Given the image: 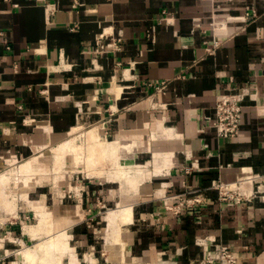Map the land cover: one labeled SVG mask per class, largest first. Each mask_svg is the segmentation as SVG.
<instances>
[{
	"label": "crops",
	"instance_id": "0c3cea01",
	"mask_svg": "<svg viewBox=\"0 0 264 264\" xmlns=\"http://www.w3.org/2000/svg\"><path fill=\"white\" fill-rule=\"evenodd\" d=\"M102 34L106 43L122 35V48L97 53ZM215 36L222 44L210 51ZM157 80H167L163 91ZM247 86L241 135L222 139L208 119L217 94ZM85 121L101 128L119 161L151 166L130 193L106 178L116 167L106 161L98 176L104 188L90 187L111 204L119 183V201L104 215L103 243L89 223L74 226L76 250L88 249L94 263L123 264L110 256L106 232L111 209L131 204L119 237L128 264H194L216 242L229 245L238 264H264V197L221 200L213 187L256 177L243 176L249 170L264 175V0H0V165L9 152L39 158L49 147L54 154ZM156 148L170 157L156 159ZM179 193L203 201L175 214L165 197ZM31 195L30 209L2 213L22 219L33 202L44 205L43 192ZM95 197L87 192L77 203L78 210L94 203V221L101 217ZM56 206L63 213L65 205ZM23 222L0 221V258L43 237L39 222Z\"/></svg>",
	"mask_w": 264,
	"mask_h": 264
},
{
	"label": "rangeland",
	"instance_id": "374dc122",
	"mask_svg": "<svg viewBox=\"0 0 264 264\" xmlns=\"http://www.w3.org/2000/svg\"><path fill=\"white\" fill-rule=\"evenodd\" d=\"M93 126H94V124H92L90 122H87V121L82 122V126L80 128L78 127L76 129H74L75 131L73 130V132L68 137H66L64 139V141H67V140H72V139L76 138L75 141H76L77 145L79 146L80 151H78V150L77 151H75V150L69 151L68 154H66L65 162L59 168H57V161H56L57 155H56V153L53 154L52 152H50L49 147L45 148L44 154L39 158L34 154H31V157L27 156L25 158L20 156V160H17V161L11 160V165H9V166L4 161L5 158H8L7 157L8 155H5V157L2 158V163L0 165V176H5L6 174L7 175L9 174L10 178L7 181V183H6L7 185L5 187L6 191L9 193V194H7L8 196L5 195V197H4L3 195L0 194V221L9 222V220H17V223H16L17 225L20 224L21 221H22V224L24 223L23 221H27L31 224H35L38 222L40 223L41 219L43 218V215H44V223H46V225L44 223L41 224L44 228L43 231L45 233V234H43L42 238L30 239V240H27L26 243H23L22 246L21 245L16 246V249L11 251L12 253H8V256L0 258V264H29V263L30 264H44L45 261L51 262V264H70L71 261H75L74 264H104L101 261H99V262L97 261L98 263L97 262L94 263V259H92L91 256H88V255L85 256V253L89 252L88 249H83V251L81 253L80 252L81 249L79 247H77V250L79 252V256H78L76 246L79 242L80 243H82V242L80 239L76 238L75 235L73 234L74 226L79 222L85 221V222L89 223L90 225H92L94 227V229L96 228L98 230V233H96L98 236L97 240H99V241L101 240V242L103 243L105 234H104V231H102V230H103V226L106 225V222L104 220V215L106 214V212L111 207H115V205L119 201V195H120L119 183H115L112 185L113 188H115L117 190L111 192L112 194H114V202H112L111 204H108L103 199L100 200L98 198V195L100 196L101 192L103 194V192H104L103 190L102 191L99 190L98 194L95 195L96 192L94 191V189L92 187H90V184H96L94 182H97V184H100V188H104V183H102V185H101V183H99L100 181H98V180H101V179L98 176H100V174H103L105 176V174H106V173H104L106 171V169L104 167L106 164L105 161H107L106 158L109 161L113 160L112 162H115L117 157H118V160H121V157L119 155H117V153H113L111 155L110 152L107 151V153H106V151L99 149L98 148L99 146H97L96 147L97 148L96 157H98V158H96V159H97V162L99 164L96 163L97 167H95V168L94 167L93 168L91 167V169L89 168L90 166H88V164H89L88 162L90 160L88 161V159L91 158V157L89 158V155L91 152V146H92V143L94 141H96L95 139H97V137H93L92 135L96 131V129H97L96 132H98V133H100L99 130H101V128H94ZM82 130H84V131H82ZM79 131H82V132H79ZM88 131H90V133ZM87 135L88 136L91 135V136L88 138ZM101 135L104 137V135L102 133H101ZM73 136H74V138H73ZM76 136H78V137H76ZM102 136H101V138L103 139ZM91 137H92V139H90ZM86 138L89 139L90 142ZM102 141L104 142V139ZM97 144L102 145V144H99V142ZM86 147H87V149H86ZM100 148H102V146ZM88 149H89V151H88ZM85 151L87 153H85ZM77 152L82 153V155L84 157L83 160L86 159V160H84V162H83V160L77 161V158H76V156L78 155ZM38 153H40V152H38ZM32 155H34V156H32ZM110 156L111 157L113 156V157L111 158ZM109 158H111V159H109ZM28 159H32V164H34V166H33L34 169H38L39 171H41L40 169H43V171H46V178L41 177L40 180H42V181H39V182H36V180H37L36 177H31V180H25L23 178V176L21 175L22 173H20V167ZM129 160L130 159H128V161ZM8 162H9V160H8ZM79 162L81 163L80 166H79ZM91 170H93V171H91ZM101 171H103V173H101ZM109 171H110L108 173L109 175L106 178H110V179L114 178V179L120 180L119 177H114V174H117V176H119V174L115 168L110 169ZM115 172H117V173H115ZM254 174L257 176L254 180L253 189L249 190V188H247V192H245V194H247V195H243L244 197H248L251 199L254 197H257V196L264 197V175L256 174V173H254ZM244 175H246V173L243 174V176ZM28 181H29V183H28ZM34 182H35V184H34ZM126 188L128 189L129 187L126 186ZM128 190L130 191V193L131 192L133 193L132 190H134V189H128ZM40 192L44 193V205L41 206V203L38 204L37 201L33 202V203H35L33 205L34 207L32 206L34 209H32L31 214L29 213V211L26 212V213H28V214H26V217L23 216L22 219H20L21 217L16 216L17 214H15V215L12 214V216L9 217L8 215L2 213L3 212L2 210H4L5 213H10L8 211H12L11 213H16V210H18V207L28 206L26 201H25V199L28 198V195L32 194L31 197L35 199L38 197V194H40ZM87 192H89V195L91 197L97 196L95 198H97V200H98L97 203L99 205L96 206V208H99L101 217L96 219L95 221H94L95 218L93 217L95 214V208L93 206L94 203H91V205H86L85 210H83V207H81L79 210L77 209V203H79V200L81 199L82 195H84V199H85V193H87ZM230 193L233 194L234 196H236L237 191L231 190ZM248 194H251V195L249 196ZM9 195H11L10 199H9V197H10ZM12 197H16V198L13 199ZM10 201H11V204H10ZM174 202H175L174 200H169L168 205L169 206H175L176 203H174ZM14 203H15V205H14ZM59 204L63 205V206L65 205L64 206L65 209H64L63 213L62 212L57 213L58 208H57V206L55 207V205H59ZM49 205H51V206H49ZM121 205H123V204H120L119 206H121ZM28 208L30 209V206H28ZM35 208L37 209L36 210L37 213L35 211ZM168 210L173 211L174 209H168ZM50 213L53 214L52 216H54L52 227H49L48 222L45 221L47 219L45 216L49 215ZM61 229H65V231L62 232ZM58 231H61V233L65 235L63 237V241H64V243L67 244L68 248L66 247V249L61 248L62 250L61 249L58 250V248L55 249L54 247H52L50 250L47 249L46 247H47L48 242L50 240L55 239V236H53V235H56L58 233ZM106 233H108V232H106ZM42 240H44V242ZM38 242L41 244L44 243L45 244L44 247L46 250L43 247V249L40 250V254H39L40 256L37 255L38 258L36 257L33 260L34 262L27 260L26 258H24L23 255L20 257V254L17 253V250H19L18 248H24L25 245H30V248L32 246H34L32 249L36 248L35 244ZM118 242L120 245L119 240H118ZM115 244L116 243H114V245ZM108 245H109V237H108V240H106L107 248H108ZM231 251L234 253V256H236L239 260V257L235 253V251L233 249H231ZM105 252H108V250H104V249L100 250L101 254L105 253ZM75 254L77 255L78 259H72V256ZM58 256L60 258H58ZM40 257L43 260H40L41 259ZM36 259H37V261H36ZM14 260H18V261L13 262ZM39 261H43V263H40ZM227 262H229V261H227ZM124 263L125 262L123 261V264ZM229 263H231V262H229ZM111 264H117V263H111ZM234 264H238V261Z\"/></svg>",
	"mask_w": 264,
	"mask_h": 264
},
{
	"label": "bare ground",
	"instance_id": "6f19581e",
	"mask_svg": "<svg viewBox=\"0 0 264 264\" xmlns=\"http://www.w3.org/2000/svg\"><path fill=\"white\" fill-rule=\"evenodd\" d=\"M80 128V127H79ZM76 129V128H75ZM75 131V130H74ZM82 131H84V130H82ZM82 131H79V132H82ZM87 131V130H86ZM96 131H97V129H96ZM94 132L93 133V137H97V139H95L96 141H94L93 143H92V146H91V152H90V155H89V158L90 159H88V166H90L89 168L91 169V167L93 168H95V167H97V164L96 163H98L97 162V159L96 158H98V157H96V152H97V146H99L98 148L99 149H102V150H104V151H106V153H107V151H108V145H109V141H108V143H106V145H105V142H103L102 140V138H101V134L100 133H98V132ZM89 133H90V131H88ZM85 133V132H84ZM168 136H171L172 135V133H171V131L169 130V129H167V133H166ZM78 135V134H77ZM82 135V134H81ZM89 135V134H88ZM87 135V136H88ZM91 136V135H90ZM90 136H88V138L90 137ZM76 137H78V136H76ZM73 138H74V136H73ZM69 139V138H68ZM71 139V138H70ZM76 139V138H75ZM75 139H72V140H67V141H64V142H62L58 147H56L55 148V152L54 153H56V155H57V158H56V161H57V168H59L60 166H62L63 165V163L65 162V158H66V154H68V152L69 151H73V150H75V151H80V148H79V146L77 145V143H76V141H75ZM87 139V138H86ZM90 139H92V137L90 138ZM88 141H89V139H87ZM90 142V141H89ZM99 142V144H102V145H98L97 143ZM85 144V143H84ZM111 144V143H110ZM121 144V143H120ZM122 145V144H121ZM86 146V145H85ZM102 146V148H100ZM85 148V147H84ZM86 149H87V147H86ZM98 149V150H99ZM110 149V148H109ZM113 149V148H112ZM116 150H117V148H115ZM83 150V149H82ZM87 151V150H86ZM85 151V153H87ZM88 151H89V149H88ZM100 151V150H99ZM112 151H114V150H112ZM108 152H110V150L108 151ZM116 153L118 152V150L117 151H115ZM78 153V155L76 156V158H77V161H81V160H83V155H82V153L81 152H77ZM105 153V152H104ZM113 153V152H112ZM109 154V153H108ZM118 154V153H117ZM168 154V155H167ZM87 155V154H86ZM99 155V154H98ZM110 155V154H109ZM112 155V154H111ZM116 155V154H115ZM119 155V154H118ZM85 156V155H84ZM100 156V155H99ZM107 156V155H106ZM120 156V155H119ZM163 157L164 158V160H166L168 157H166V156H169L170 157V155H169V153L167 152V150H165V149H158V148H156V150H155V157H156V159L158 158V157ZM111 157V156H110ZM113 157V156H112ZM111 157V158H112ZM117 157V156H116ZM100 158V157H99ZM111 158H109V159H111ZM84 160H86V159H84ZM84 160H83V162H84ZM106 160L107 161H109L107 158H106ZM113 161V160H112ZM67 162V161H66ZM106 162V161H105ZM116 167H115V169L117 170V172H118V174H119V176H117V177H119V179L122 181V183H123V187L124 188H126V186H128L129 188L128 189H134V190H136L137 188H138V186H139V184H140V182L143 180V178L145 177V174H147V170L149 169V167L151 166V164H142V163H131V164H124V163H122L121 161H119L118 160V157H117V159H116ZM115 162H114V164H115ZM80 162H79V166H80ZM99 164V163H98ZM109 164V163H108ZM113 164V165H114ZM113 165H111V167L113 166ZM33 166H34V164H32V160L31 159H29V160H27V161H25L22 165H21V167H20V173H22L21 175L23 176V178L25 179V180H31V177H36L37 178V180H36V182H39V181H42V180H40V178L41 177H44V178H46V171H43V169H40L41 171H39L38 169H34L33 168ZM105 167V166H104ZM19 169V168H18ZM114 169V168H113ZM159 168L157 167V169H156V172L158 171L159 172ZM91 171H93V170H91ZM101 172H103V171H101ZM117 172H115V173H117ZM152 172H153V170H152ZM96 173V172H95ZM154 174V173H153ZM9 178H10V175L8 174H6L5 176H0V194L1 195H3L4 197H5V195H7V194H9L7 191H6V189H5V187H6V183H7V181L9 180ZM39 178V179H38ZM34 179V178H33ZM254 180H255V177L254 178H247V176H245V180L243 181V182H241L240 184H237V183H233V185H235V186H238V188L242 191V192H247V186H248V184L250 185H252V183L254 182ZM24 182V181H23ZM247 182H248V184H247ZM28 183H29V181H28ZM34 184H35V182H34ZM33 184V185H34ZM36 187V186H35ZM244 187V188H243ZM31 188V187H30ZM32 189V188H31ZM34 189V188H33ZM26 191V190H25ZM27 194V193H26ZM8 196V195H7ZM10 196V195H9ZM9 198H11V196L9 197ZM13 198V197H12ZM16 197H14L13 199H15ZM10 204H11V201H10ZM14 205H15V203H14ZM11 207V206H10ZM16 207V206H15ZM12 209V208H11ZM16 209V208H15ZM45 209V208H44ZM49 211V210H48ZM132 212H133V206L131 205V204H129V205H121V206H118V208L116 207L115 209H111V211H110V213H109V223H110V226H109V228H108V233H107V235H108V237H109V245H108V248L107 249H109V254H110V256H114V258L116 257V259H120L121 261H124L125 262V260H124V255H122V247L120 248L119 246V242H118V240H119V237H120V235L122 234L121 232H122V224L124 223V222H130L131 221V219H132ZM53 213V212H52ZM44 214V213H43ZM53 214H49V215H46L45 217L47 218L45 221H47L48 222V225H49V227H52V225H53V217L54 216H52ZM51 216V217H50ZM42 223H44V215H43V218L41 219V223H38V224H42ZM37 224V225H38ZM45 225H46V223H44ZM32 226V225H31ZM48 227V226H47ZM31 228V227H30ZM32 228H34V227H32ZM40 228H43V227H40ZM40 228H37V230L39 231V229ZM44 232V231H43ZM45 234V233H44ZM56 234V233H55ZM50 235V234H49ZM57 235V236H56ZM56 235H53V236H55V239L54 240H50L49 242H48V244H47V249H51L52 247H54L55 249H57L58 248V250L59 249H63V248H65L66 249V247H67V244L66 243H64V241H63V237L65 236L64 234H62L61 232L60 233H57ZM51 236V235H50ZM49 236V237H50ZM45 239V238H44ZM48 239V238H47ZM50 239V238H49ZM44 241V240H43ZM120 241V240H119ZM40 242V241H39ZM114 243H116V244H118V246L115 244L114 245ZM38 244V243H37ZM44 243L41 245L40 244V247H38L37 245V248H34V249H32L31 250V248L30 249H24V251H23V248H22V251H20V256H22V255H24L25 256V258L27 259V260H30V261H33L36 257H37V255H39L40 254V250L42 249V247H44ZM122 245V244H121ZM25 246H27V245H25ZM116 246V247H115ZM32 247H34V246H32ZM28 248V247H27ZM68 248V247H67ZM44 249H45V247H44ZM61 249V250H62ZM64 249V250H65ZM46 250V249H45ZM44 250V251H45ZM60 250V251H61ZM117 251V252H116ZM46 252V251H45ZM49 253V252H48ZM118 253V254H117ZM73 254V253H72ZM49 255V254H48ZM57 255V254H56ZM40 256V255H39ZM44 256V255H43ZM76 254L75 255H73L72 256V258H76ZM38 258V257H37ZM41 258V257H40ZM56 258V257H55ZM58 258H60L59 256H58ZM57 259V258H56ZM25 260V259H24ZM40 260H42V259H40ZM62 260V259H61ZM36 261H37V259H36ZM50 261V260H49ZM16 262H17V260H16ZM34 262V261H33ZM40 262V261H39ZM72 263L71 264H74L75 263V261H71ZM27 263V262H26ZM30 264V263H29ZM44 264H51V262H44ZM124 264H128V263H124ZM137 264V263H136ZM157 264H171V262L169 261V262H167V261H165V260H161V261H159V263H157ZM173 264V263H172Z\"/></svg>",
	"mask_w": 264,
	"mask_h": 264
},
{
	"label": "built area",
	"instance_id": "2783aa9c",
	"mask_svg": "<svg viewBox=\"0 0 264 264\" xmlns=\"http://www.w3.org/2000/svg\"><path fill=\"white\" fill-rule=\"evenodd\" d=\"M76 2L79 3L78 1ZM216 23L217 21L214 16L213 20L210 21V24L211 26L216 28ZM196 24H199L200 26V24L202 23L198 21ZM103 38L104 34L100 36V41L96 49L97 53L103 54L109 50H116L122 48V35L119 37H113L112 40L107 43L104 42ZM213 44L214 47L208 48L210 51H213L217 46L222 44V39L215 36L213 39ZM155 85L158 91H163L167 87V80H157L155 82ZM251 91L252 90L250 89V87L247 86L240 89L231 87L227 88V90L225 91L218 92L215 104V114L214 116H208V119L210 120V126L216 129L217 135L220 138L227 140L237 138L241 135V126L244 113V101L246 99V96L250 94ZM6 155H8V158H5L4 161L8 166L11 165V160H20V156L17 153L9 152ZM4 157L5 155L2 156V158ZM186 171L189 172L188 169ZM245 173L246 175H248L249 173L255 175L252 170L246 171ZM240 179L235 182H239ZM233 183L234 182H226L224 180H219L214 184L213 187L219 191V196L221 200L236 199L237 201H242L246 198L243 195L247 194H245V192H242L238 188V186L233 185ZM231 190L237 191L236 196L230 193ZM248 195L250 196L251 194ZM169 200H174V203H176V205L169 206ZM165 201V206L167 209H174L173 212L175 214H179L185 206H193L197 203H201L203 201V198L200 196L190 197L186 193H179L165 197ZM211 246L213 247L212 250L210 249L209 251L204 253L203 256L199 258L194 264H234L238 261V258L234 256V253L231 251L232 248L229 245L216 242Z\"/></svg>",
	"mask_w": 264,
	"mask_h": 264
}]
</instances>
